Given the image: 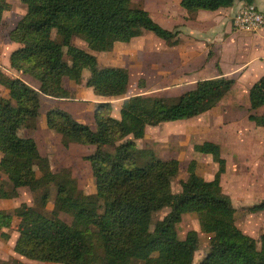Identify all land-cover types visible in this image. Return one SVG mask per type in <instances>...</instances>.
<instances>
[{
    "label": "trees",
    "instance_id": "obj_1",
    "mask_svg": "<svg viewBox=\"0 0 264 264\" xmlns=\"http://www.w3.org/2000/svg\"><path fill=\"white\" fill-rule=\"evenodd\" d=\"M21 1L27 12L10 32V38L20 44L11 55V66L37 79L41 87L36 90L0 67V84L9 90V97L0 95V167L9 175V182H0V199L18 196L22 187L43 193L35 206L21 203L14 212L0 209V229L12 227L14 219H19L15 252L57 264H93L99 255L106 264H191L198 238L190 234L180 239L177 225L185 214L194 212L201 231L212 235L211 248L200 264H264V233L258 247L256 240L237 226L236 209L223 192L220 174L205 180L190 167L181 191L175 193L172 183L180 172V162L139 151L133 140H125L129 136L144 138L147 126L188 119L212 109L232 89L233 79L200 80L195 89L178 98L128 97L120 118L112 116L110 102L99 103L95 129L64 110L52 109L47 113L51 129L71 143L96 146L85 159L91 164L97 192L85 194L75 188L67 170H49L37 176L38 161L46 159L40 157L35 138L21 132L37 129L41 94L69 98L64 79L73 77L81 83L84 64L93 66L86 85L98 95L121 96L129 86L127 68L99 66L94 54L81 52L74 45L75 35L84 37L90 50H105L116 42H130L143 31L176 45L180 31L163 27L133 0ZM237 1L255 2L181 0V5L189 11L217 10ZM10 8L8 0H0V21ZM66 55L72 58L71 63L65 60ZM249 98L252 109L264 107V76L250 89ZM250 119L264 126V113ZM195 149L222 161L217 143L207 141ZM144 155L148 159L141 163ZM50 185L56 187V194L54 210L48 213ZM166 208L168 213L152 228L155 213ZM251 211H264V200ZM61 213L68 214L71 222L63 220ZM12 262L22 264L18 259Z\"/></svg>",
    "mask_w": 264,
    "mask_h": 264
},
{
    "label": "crops",
    "instance_id": "obj_2",
    "mask_svg": "<svg viewBox=\"0 0 264 264\" xmlns=\"http://www.w3.org/2000/svg\"><path fill=\"white\" fill-rule=\"evenodd\" d=\"M143 1V7L150 12L154 20L169 30L180 31L179 43L170 45L160 37L151 35L148 46L144 37L148 31H143L130 42H116L113 47L105 50H85L97 57L99 66L127 68L130 73L127 92L117 97H106L96 94L92 87L85 84L86 89L81 90V96L87 92L89 98H81L82 101H79L78 97L73 99V91L68 88L71 92L69 98H55L42 94L39 122L32 135L38 144L39 151L40 142L36 136L37 132L45 133L44 145L47 147L49 153H46L50 158L57 151L59 142H62L63 146L68 144L70 148H85V145L69 144L57 135V132L54 133L55 131L51 130L47 123V113L58 108L71 114L77 121L95 129L97 105L110 102L112 113L119 115L112 114V116L120 118V110L126 98L147 93L142 92L144 90L142 85L134 83L137 71L143 72L142 77L144 75L148 77H143L144 80L146 79L145 88L149 86L150 89L159 91V94L155 95L167 98H178L183 93L195 89L200 80L223 77L235 81L226 96L212 109L198 116L184 121H173V124L180 125L182 129V134L175 136L179 145H174L175 147L170 149L174 151L170 152L171 155L163 157L155 154L163 160L176 159L181 166L189 161V166L205 180H213L217 174H220L223 192L226 180L232 186L230 192L233 193L249 194V192L264 191V179L259 178V172L253 176L247 173L245 175L240 171L241 161L247 162L253 156L264 159V126H259L250 119L251 115H262L264 107L252 109L249 98L250 89L264 76V26L257 31H242L235 26L234 16L237 10L246 4L243 1H237L230 7L217 10L192 11L183 8L181 0H154V6L148 0ZM254 4L264 10V0H255ZM10 32L9 40L17 46L5 58L4 66L0 64L1 69L11 76L23 79L36 90H40L39 81L12 68L11 55L20 47V44L10 38ZM98 53L102 54L103 65L100 64ZM146 54L149 56L148 59L144 57ZM2 58L0 50V60ZM1 90H5L3 94H0L1 96L9 97L7 88ZM90 111V119L95 123V127L86 117V112ZM163 125L161 123L147 126L146 134L148 128ZM168 137L169 135L165 140L160 139V141L156 139L155 142L158 143L161 140L169 142ZM207 141L220 145L221 162H216L212 154L201 153L195 149L196 145ZM185 151H190V155L184 156ZM92 153L93 149L90 154ZM202 160L206 162L205 165L201 162ZM233 198L235 199V196Z\"/></svg>",
    "mask_w": 264,
    "mask_h": 264
},
{
    "label": "rangeland",
    "instance_id": "obj_3",
    "mask_svg": "<svg viewBox=\"0 0 264 264\" xmlns=\"http://www.w3.org/2000/svg\"><path fill=\"white\" fill-rule=\"evenodd\" d=\"M8 1L11 3V8L10 10L4 13L3 18L0 21V50H1V54L3 55L2 60H0V64L2 66H4L5 64V58L11 52V50L17 46V44L12 43L9 40V32L11 31L12 28H14L17 25L19 20L22 19V17L25 15L27 10V6L21 0H8ZM148 1L150 2V4L153 5L154 0H148ZM143 2H144L143 0H134V4L139 6H143ZM151 35L154 34L150 32H146L144 36L145 42L148 46L150 44L149 37ZM55 36L56 33L54 34V37ZM56 38H58V36ZM73 43L76 47H78L81 50V52L85 50L90 51V49H88V44L86 43V39L80 35H75ZM144 43L142 44L140 43V44L143 45ZM98 54L100 56V64L103 65L104 61L101 58L102 54L101 53ZM147 55L148 54L144 56L146 59L149 58V56ZM65 60L68 61L69 63L72 62V58L69 55L65 56ZM84 67L85 68L83 70V79L81 83L76 82L75 78L73 77H68L64 79V86L73 91L72 98L75 99L78 97L80 98L79 101H82L81 98H85V99L89 98V94H87V92H84L83 93L84 95L81 96V90L83 88L86 89L85 84L87 78L89 77V75L93 70V66L84 64ZM135 74H136L135 75L136 81L134 83L135 85H140V86L142 85L144 87V90L142 89L143 90L142 92H147L146 95H153V96H157L159 94V91L150 89L149 86L145 88L144 81H146V79L144 80L143 77H147V76L144 75L142 77L141 75L143 74V72L137 71ZM1 86L3 85H0V87ZM4 88L6 87L5 86L1 87V89ZM1 89H0V94H3L5 90L3 91ZM111 99H118V98H111ZM116 103H119V101H116ZM86 114H87L86 117L92 123L91 125L95 127V123L92 122L90 119L91 111L88 113L86 112ZM112 114L114 116H119L115 112H113ZM184 120L187 119H183V121ZM37 121L39 122V118L37 119ZM173 123L174 122H165L162 123L164 124L163 126L148 128L147 134L142 139H134L132 136H129L128 138H125V140L128 139L133 140L139 151H144V152L149 151V153L151 151L156 153L157 155L160 154L163 157L167 155H171V153H173L174 151L173 150L170 151V149L172 147H175L174 145L177 146L179 145L178 144L179 142L176 141L175 136H179L182 134L181 133L182 129L180 125ZM35 131L36 130H23L21 133L22 136L25 137L28 135L32 136ZM166 133L170 137V138L168 137V139H170L169 142H167V140L162 141L166 139L167 136ZM56 134L61 136V138H64L65 141H68L69 144H71V142L67 137L63 136L62 134H58V133ZM36 136L40 142L39 155L41 158L46 159V161L44 160V162L38 161V164L36 165L37 176H41L49 170L53 172H60L62 170H67L69 173L72 174L73 184L75 188L79 189L85 194H95L97 192L96 179L93 175L91 164L89 161L85 159V156L90 154L91 149H93V152L96 150V146L85 145V148L83 149H79V148L75 149V148H70L68 144L63 146L62 142L61 143L59 142L57 151H55L54 155L50 158L48 157L49 152L47 151V147L44 145V140L46 136L45 133L37 132ZM156 139H159V141L160 139L162 140L161 142L156 143L155 142ZM106 149L112 151L114 147H106ZM183 155L189 156L190 151H185ZM0 157H1V152H0ZM147 159H148L147 155H144L139 159V161L143 163ZM201 162L204 165L206 164V162H204L203 160ZM203 164L201 165L202 168L204 166ZM241 164L242 167L240 168V171L243 174L245 175L252 174L253 176H255L257 172H259V178L264 179V159H261L257 156H253V158H250L249 160H247V162L241 161ZM52 167L55 168L52 169ZM189 168H190L189 161H187V163H184L181 166L180 172L178 173L177 177L173 180L172 188L175 193L181 191V182L182 180L188 177ZM211 172L213 173V170ZM8 178L9 175L7 171L3 167H0V182L7 183L9 182ZM231 187L232 186L230 185V183L227 182L226 180L225 184L223 185L224 193L226 195L228 194L230 197L235 196V199L233 197L231 198L233 201V205L236 209V213H235L236 224L241 230H243V232L253 237L256 240L257 246L260 247V236L261 234L264 233V211L253 212L251 211V207L264 200V191H258L255 193L249 192V194L246 192H244V194L233 193L230 192ZM48 188L50 193V200L49 203L47 204L46 211L48 213H51L54 210L56 187L54 185H50ZM42 193L43 191L34 192L31 191L29 188L22 187L19 189L18 196L8 199H0V209L6 210L8 212H14V210L21 203H27L29 205L35 206L38 204V198L40 197V195H42ZM168 211L169 209L166 208L160 212L155 213L153 217L152 228L155 227V225L168 213ZM60 217L67 222H71V217L66 213H61ZM18 223H19V219L15 218L12 227L0 229V264H13L12 262L13 259L20 260L22 264H57V263L40 262L37 260L27 259L15 252V244L19 235L17 230ZM177 232H178V237L180 239H185L190 234H194L197 236L198 247L194 255L191 257L190 262L191 264H200V262L204 259L206 253H208L211 248L210 240L212 235L201 231L198 215L194 212L185 214L183 216L182 221L177 225ZM93 264H106V259L101 255L96 256L93 261Z\"/></svg>",
    "mask_w": 264,
    "mask_h": 264
},
{
    "label": "built area",
    "instance_id": "obj_4",
    "mask_svg": "<svg viewBox=\"0 0 264 264\" xmlns=\"http://www.w3.org/2000/svg\"><path fill=\"white\" fill-rule=\"evenodd\" d=\"M234 24L242 31H257L264 26V10L254 3H246L235 13Z\"/></svg>",
    "mask_w": 264,
    "mask_h": 264
}]
</instances>
